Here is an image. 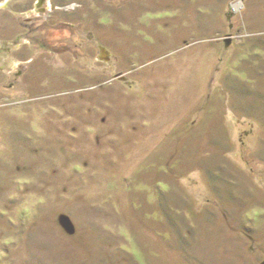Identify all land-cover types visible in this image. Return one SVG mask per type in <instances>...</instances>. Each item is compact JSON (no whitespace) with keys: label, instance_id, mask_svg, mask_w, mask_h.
Here are the masks:
<instances>
[{"label":"rangeland","instance_id":"1","mask_svg":"<svg viewBox=\"0 0 264 264\" xmlns=\"http://www.w3.org/2000/svg\"><path fill=\"white\" fill-rule=\"evenodd\" d=\"M0 2V264H264V0Z\"/></svg>","mask_w":264,"mask_h":264},{"label":"flooded vegetation","instance_id":"2","mask_svg":"<svg viewBox=\"0 0 264 264\" xmlns=\"http://www.w3.org/2000/svg\"><path fill=\"white\" fill-rule=\"evenodd\" d=\"M9 1L10 5L15 4L17 5L16 0H4ZM26 1V7L24 8V12L29 13L28 16L29 18H25L26 22L23 23L22 25L25 27V31L16 35L12 42H11V46H14L13 49L16 48H20V46L18 47L17 45V39H26L28 41H26V43L31 42H41L40 44H42L41 46L43 48H47L48 44L46 43L47 41L42 40V38L38 35L37 33H42L45 34L47 36H49V33H55L56 31L62 30L66 27V23L64 21H60L57 20L55 22H52L51 18L53 17V15L51 14V10L52 11H58L61 13H65L68 10H72V12H76L79 10H83L86 8L87 3L86 0H25ZM129 1V0H126ZM68 2V3H67ZM23 3V2H22ZM3 5V2H0V8ZM117 8H119V6H116ZM122 7V6H120ZM17 11H15L14 9L11 11L12 15L16 14ZM37 13V14H36ZM15 16V15H14ZM38 16V18H34ZM41 16V18H40ZM43 16V17H42ZM74 23L70 24V28L74 29V27L76 26V29H82L84 27V22L82 20H78L77 21H73ZM76 24V25H75ZM51 30L52 32L47 33V31ZM44 36L46 39L50 40L51 42H55L58 40H62L61 38L58 39L56 37H52V36ZM91 39V38H89ZM82 40H84V38H82ZM91 40H88L86 42H89ZM57 44H59L58 42H56ZM56 48V47H55ZM47 50L49 51V48H47ZM55 53V55H62V51H60L59 49H55L53 51ZM94 54V53H93Z\"/></svg>","mask_w":264,"mask_h":264}]
</instances>
